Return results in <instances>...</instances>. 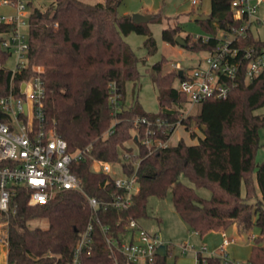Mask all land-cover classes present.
Returning a JSON list of instances; mask_svg holds the SVG:
<instances>
[{
    "label": "trees",
    "instance_id": "1",
    "mask_svg": "<svg viewBox=\"0 0 264 264\" xmlns=\"http://www.w3.org/2000/svg\"><path fill=\"white\" fill-rule=\"evenodd\" d=\"M122 1L54 0L45 10L34 9L28 74L12 75L6 66L10 53L2 47V40L12 26L0 22V95L10 91L11 81L12 88L17 89L34 66H42L45 122L67 140L69 150L92 146L90 156L72 165L85 192L100 202L122 192L109 174L93 169L94 159L121 162L126 173L137 168L140 184L139 193L126 209L101 203L94 210L77 190H65L46 204L29 205V191L17 189L9 209L0 211V224L5 223L2 227L7 237V264H71L78 241L91 223L93 240L82 252L83 263L116 264L119 260L132 264L123 254L111 252L107 236L119 238L132 219L148 216L150 197L166 198L169 193L189 229L201 235L234 224L241 232L257 226L260 234L254 237L248 262L264 264V160L257 163L255 158L259 130L264 126V112H258L264 107V71L247 82L244 61L239 85L228 98H210L198 104L196 113H189L187 97L175 85L179 73L174 69L163 72L164 63L159 61L151 69L159 93V113L145 112L135 102L125 106V83L138 78V58L124 36L133 31L146 35L149 53L157 46L147 23H136L132 15L118 13ZM233 14L232 0H211L209 16L197 19L208 32L207 38L187 35L183 37L187 42L184 47L213 50L220 31L232 32L242 26L243 20ZM161 15L154 20L161 23ZM181 30L180 26L164 28L163 39L180 45L176 37ZM236 42L241 49L254 46L257 53L264 48V41L250 28ZM111 82L123 95L124 106L117 113L114 131L104 136L114 119L108 102ZM143 117H160L172 124L180 121L197 141L191 144L180 138L168 146L149 148L142 141L146 125L135 128V120ZM151 128L164 140L174 131L166 125L159 129L153 124ZM165 129L169 131L164 133ZM130 139L137 150L126 146ZM184 177L194 187L186 184ZM196 188L208 189L211 196H201ZM169 252L168 245L166 253L158 254L152 264H166ZM205 259L199 252L198 264H225L219 256Z\"/></svg>",
    "mask_w": 264,
    "mask_h": 264
},
{
    "label": "built area",
    "instance_id": "2",
    "mask_svg": "<svg viewBox=\"0 0 264 264\" xmlns=\"http://www.w3.org/2000/svg\"><path fill=\"white\" fill-rule=\"evenodd\" d=\"M196 5L201 0H190ZM263 0H232L234 18L243 20L242 26L232 32L220 31L217 46L210 51H204L196 66L185 67L173 63L172 68L183 70L178 77V89L183 92L189 105L195 106L210 98L224 99L239 85V76L242 64L247 61L245 81H251L264 71V48L257 53L254 46L241 49L237 45V38L245 36L246 31L253 22L264 24L258 16L259 5ZM43 0H0V7L8 6L11 12L0 17V22L12 26L2 40V47L15 57V66L10 68L12 75L17 72L28 74L29 68V28L31 14L36 8H42ZM199 37V36H196ZM207 38V36H204ZM42 66H34L33 72L22 80L19 88H11L5 95H0V211L9 209L11 196L19 188L29 191V205L46 204L65 190H77L83 193L90 206L96 210L102 203L117 208L126 209L132 203L134 196L140 191L137 168L132 173H126L121 167V175L115 176L113 165L117 163L94 159L93 169L109 174L117 189L116 193L107 201L98 200L89 196L81 179L73 172L72 165L90 156L92 146L75 151L69 150L67 140L59 135L45 122L46 88L42 78ZM13 79V77H12ZM108 102L112 107L113 122L104 136L114 131L117 123V113L123 108L122 98L115 82L110 83V96ZM146 125L143 142L150 148L164 147L171 144V136L179 125L166 123L164 119L146 117L135 120V128ZM163 125L174 129L166 139L156 136V130ZM169 130H163L167 133ZM127 157L130 154H126ZM99 221V219H97ZM5 223L2 224L4 226ZM107 230V226L104 227ZM93 224H89L78 241L74 258L71 264H84L81 255L86 246L92 243ZM2 244L7 245L6 235L0 238ZM111 252L117 256L121 253L132 264H152L158 255L161 242L156 233L146 230L139 219H132L125 232L119 238L107 236ZM234 242L224 233V238L218 254L225 264H252L231 260L227 246ZM206 251V248L203 249ZM205 262V256H203ZM116 264H121L116 260Z\"/></svg>",
    "mask_w": 264,
    "mask_h": 264
},
{
    "label": "rangeland",
    "instance_id": "3",
    "mask_svg": "<svg viewBox=\"0 0 264 264\" xmlns=\"http://www.w3.org/2000/svg\"><path fill=\"white\" fill-rule=\"evenodd\" d=\"M54 0H43L42 10L52 3ZM88 3L103 2L104 0H83ZM13 9L8 6L0 7V17ZM211 11V0H201L200 3L194 5L190 0H123L118 7L120 15L134 13H142L152 16L153 19L145 22L148 24L153 37L156 40L157 49L153 53H149L145 46L146 35L135 31L124 36L125 41L132 48L135 56L138 58L137 72L138 78L128 80L125 83V106H129L132 102L137 103L145 112L157 114L160 111L158 88L151 79L152 66L163 61V72H171L172 64L178 63L185 67L196 66L200 57L205 55L204 51H196L182 45H173L163 39L162 31L164 28L180 26L181 32L178 36L186 37L190 35L192 38L196 36H207L208 32L197 21L199 18L208 17ZM162 14L163 21L156 22L154 17ZM258 16L264 20V0L260 3ZM256 38L264 40V24L260 26L253 25L251 28ZM15 57L8 59L6 66L14 68ZM175 85L178 86V80ZM123 98V95H121ZM123 105V106H124ZM199 109L198 105L188 107L189 113H196ZM258 112H264V107ZM197 132L202 135L198 128ZM260 145L256 152V162L260 163L264 160V126L259 130ZM183 138L186 142L194 144L196 139L190 137V133L184 126L179 125L171 136V144ZM126 146L137 150V145L130 139L126 141ZM128 154V153H127ZM121 162L113 165L112 173L115 176L121 175ZM182 180L194 187V184L188 178ZM198 194L203 197H210L211 192L206 188H196ZM148 216L139 219V223L149 232L156 233L159 240L170 246V252L166 257V264H198V253L208 257L212 254H218L222 245L224 232L211 231L205 235H201L189 229L187 223L176 211L171 193L166 198H158L152 196L149 198ZM46 226V222H42ZM229 238H234V242L227 246V252L233 261L246 263L249 260L251 248L254 244V237L260 234V229L255 226L249 232H241L234 224L225 230ZM5 229L0 224V238L5 236ZM206 248V251L203 249ZM7 245L0 242V264L7 261Z\"/></svg>",
    "mask_w": 264,
    "mask_h": 264
},
{
    "label": "water",
    "instance_id": "4",
    "mask_svg": "<svg viewBox=\"0 0 264 264\" xmlns=\"http://www.w3.org/2000/svg\"><path fill=\"white\" fill-rule=\"evenodd\" d=\"M132 18H133V20L136 23H143V22H148L149 20H151L152 19V16L146 15V14H142V13H134L132 15ZM176 40L182 46H185L187 44V42L185 41V39L183 37H181V36H177L176 37ZM179 74L182 75L183 74V70H180L179 71ZM165 253H166V246L164 244H162L159 247L158 254L159 255H164Z\"/></svg>",
    "mask_w": 264,
    "mask_h": 264
},
{
    "label": "crops",
    "instance_id": "5",
    "mask_svg": "<svg viewBox=\"0 0 264 264\" xmlns=\"http://www.w3.org/2000/svg\"><path fill=\"white\" fill-rule=\"evenodd\" d=\"M254 24H256V26H260L262 23H260V22H253V24L251 25V27H250V29L253 27V25ZM260 39V38H259ZM262 40V39H261ZM264 41V40H263ZM218 231H221V232H224L225 233V230H218ZM211 232V231H210ZM213 232V231H212ZM217 232V231H216ZM5 264H7V261H6V263Z\"/></svg>",
    "mask_w": 264,
    "mask_h": 264
}]
</instances>
